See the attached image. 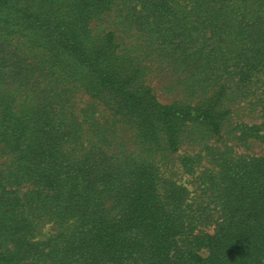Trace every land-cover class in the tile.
I'll list each match as a JSON object with an SVG mask.
<instances>
[{
  "label": "rangeland",
  "instance_id": "obj_1",
  "mask_svg": "<svg viewBox=\"0 0 264 264\" xmlns=\"http://www.w3.org/2000/svg\"><path fill=\"white\" fill-rule=\"evenodd\" d=\"M42 1L62 6V17L101 4L89 28L99 39L111 37L130 95L171 105L179 118L177 148L135 146L132 126L80 91V106L94 102L96 115L109 124L117 119V132L107 129L100 146L119 150L120 157H144L137 182L149 189L145 203L154 211L121 218L112 198L114 175L112 193L101 191L103 197L79 213L62 174L70 156L40 166L18 150L24 147L15 114L21 94L8 87L12 59L1 56L0 258L25 241L35 245L20 264H113L125 257L153 264L160 253L159 261L169 264H264V0ZM19 2L0 0L2 29L13 9L22 8ZM154 204L165 213L158 241L147 232L156 226ZM138 229L156 242L150 260Z\"/></svg>",
  "mask_w": 264,
  "mask_h": 264
},
{
  "label": "trees",
  "instance_id": "obj_2",
  "mask_svg": "<svg viewBox=\"0 0 264 264\" xmlns=\"http://www.w3.org/2000/svg\"><path fill=\"white\" fill-rule=\"evenodd\" d=\"M43 2L24 1L22 8H14L4 21V29L0 27L1 60L12 59L8 65L12 75L8 87L21 94L20 113L7 106L10 114H17L22 127L18 141L23 142L24 147L18 150H23L24 155L31 156L33 163L40 166L58 163V160L61 163L70 156V169L62 174L70 180V198L79 213L97 202L96 197H103L101 191L112 193L114 189L108 181L114 175L118 192L112 198L115 206L120 207L121 218L136 210L153 212L154 209L145 203L149 189L145 183L137 182V174L146 169L144 157L136 160L133 152H124L121 158L119 150L100 146L101 139L108 140L107 129L117 132L114 128L117 119L109 124L101 114L96 115L94 102L80 106L79 93L85 91L102 101L114 116L120 115V121L132 126L134 145L148 152L158 149V142H162L165 150L177 148V114L171 112V105H161L154 99L144 98L143 94L134 97L127 92L126 79L115 60L118 58L109 46L111 37L99 39L93 34V28H89L101 4L86 10L77 7L81 12L62 17V6L55 7L51 1L44 5ZM149 199L155 202L156 195ZM154 208L158 212L155 216L158 228L150 227L147 232L158 241L164 236L165 229L161 225L165 213L161 206L156 208L154 204ZM138 231L143 232V238L148 241L149 248L144 246L142 252L148 251L143 256L150 260L149 253L156 242L145 231ZM20 239H25V235ZM24 242L14 245L12 251L7 249L9 256L0 258V264H20L22 259H30L35 243ZM123 255L128 253L124 251ZM162 257L160 253L153 264H169L168 259L159 261ZM125 259H114L121 262L113 264H136Z\"/></svg>",
  "mask_w": 264,
  "mask_h": 264
}]
</instances>
